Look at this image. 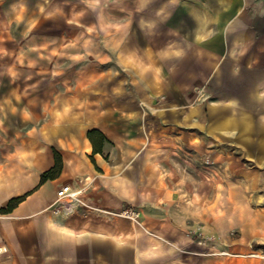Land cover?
I'll return each instance as SVG.
<instances>
[{
  "label": "crops",
  "instance_id": "0c3cea01",
  "mask_svg": "<svg viewBox=\"0 0 264 264\" xmlns=\"http://www.w3.org/2000/svg\"><path fill=\"white\" fill-rule=\"evenodd\" d=\"M263 2L117 0L118 5H132L124 12L131 10L137 21L133 28L120 29L122 35L164 37L161 43L150 40L147 52L142 49L145 66L139 67L148 72L139 79L148 80L153 91L158 84L170 94L195 89L197 102L205 99L207 91L217 95L214 106L226 107L222 115L243 120L241 125L229 120L226 130L212 132L240 134L238 145L247 150L255 166H264ZM20 49L0 43V245L6 248L0 264H125L128 258L119 248L126 243L132 249L133 264L156 260L139 241L116 245V236L132 234L134 225L109 215V207L142 193L141 182L156 180L157 163L134 158L143 147L140 132H146L141 123L145 111L107 109L94 114L87 64L68 78L83 84V91L34 92ZM136 52L134 48V56ZM62 97H68V107L61 103ZM200 110L198 106L196 130L204 127ZM164 112L176 130L178 124L187 125L189 109ZM176 113L180 115L174 120ZM147 114L155 118V124L150 122L147 128H155L157 117H163L158 110ZM90 130L105 136L101 152H93L87 137ZM53 150L61 158V172L40 183L41 174L54 165ZM251 181L256 182L255 189L260 188L264 171L253 174ZM64 185L80 191L66 207L56 197ZM17 197L22 200L2 213L9 200ZM146 252L151 255L145 257Z\"/></svg>",
  "mask_w": 264,
  "mask_h": 264
},
{
  "label": "rangeland",
  "instance_id": "374dc122",
  "mask_svg": "<svg viewBox=\"0 0 264 264\" xmlns=\"http://www.w3.org/2000/svg\"><path fill=\"white\" fill-rule=\"evenodd\" d=\"M125 7L132 5H118L117 0H0V43L23 47L22 66L34 82L29 86L34 92L83 91V84L68 78L87 64L94 114L107 109L145 111L141 123L146 132H140L143 147L134 158L156 162V180L141 182V194L109 207L110 216L133 223L132 234L126 232L128 241H139L156 256L141 264H264L260 196L264 182L255 189L256 182L251 181L264 166H255L246 156L247 150L238 145L240 134L212 132L214 128L226 130L229 120L241 125L243 118L222 115L226 107L214 106L218 96L211 91L197 102L195 89L170 94L157 83V90H150L149 81L140 80L148 72L139 67L145 66L142 49L147 52L150 40L161 43L164 37L122 35L120 29L137 24L131 10L124 12ZM75 23L77 31L72 35ZM66 99L62 97L61 103L67 106ZM198 106L201 130L195 127ZM181 109H189L187 125L178 124L176 130L164 111ZM152 110L163 117H157L155 128H147L150 122L155 124V118L147 114ZM124 210L133 214L123 215ZM127 246L119 251L128 258L125 264H133L132 249Z\"/></svg>",
  "mask_w": 264,
  "mask_h": 264
},
{
  "label": "trees",
  "instance_id": "16d2710c",
  "mask_svg": "<svg viewBox=\"0 0 264 264\" xmlns=\"http://www.w3.org/2000/svg\"><path fill=\"white\" fill-rule=\"evenodd\" d=\"M87 137L92 144L93 152H101L103 143L106 140L105 136L98 130H90L87 132ZM53 153H54V165L50 169L46 170L41 174L40 183H43L48 179L56 178L61 172V168H62L61 158L55 150H53ZM21 200L22 197L10 199L6 208H2L1 212L6 213L11 211Z\"/></svg>",
  "mask_w": 264,
  "mask_h": 264
},
{
  "label": "built area",
  "instance_id": "2783aa9c",
  "mask_svg": "<svg viewBox=\"0 0 264 264\" xmlns=\"http://www.w3.org/2000/svg\"><path fill=\"white\" fill-rule=\"evenodd\" d=\"M80 191L72 189L68 185L61 186L60 189L57 190L56 192V197L58 202H71L74 199L77 198L79 195ZM130 212V213H129ZM123 215H132V211L129 210H124L122 212ZM6 252V248L2 245H0V257L3 256V254Z\"/></svg>",
  "mask_w": 264,
  "mask_h": 264
},
{
  "label": "bare ground",
  "instance_id": "6f19581e",
  "mask_svg": "<svg viewBox=\"0 0 264 264\" xmlns=\"http://www.w3.org/2000/svg\"><path fill=\"white\" fill-rule=\"evenodd\" d=\"M128 238H130L128 237V234L121 233L119 236H116V245H119V246L123 245L124 242H127Z\"/></svg>",
  "mask_w": 264,
  "mask_h": 264
}]
</instances>
